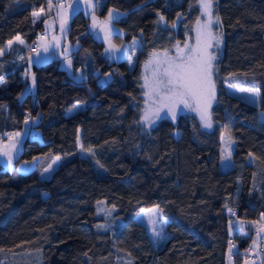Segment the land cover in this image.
Listing matches in <instances>:
<instances>
[{
  "label": "trees",
  "instance_id": "16d2710c",
  "mask_svg": "<svg viewBox=\"0 0 264 264\" xmlns=\"http://www.w3.org/2000/svg\"><path fill=\"white\" fill-rule=\"evenodd\" d=\"M57 3L0 0V49L16 36L25 43L17 54L29 49ZM111 7L124 12L113 20L122 29L115 38L139 40L131 66L104 55L103 41L88 31L89 15L82 9L67 31L80 44L72 59L82 80L53 57L30 66L36 89L24 92L26 65L9 56L0 63V138L37 116L41 137L26 135L18 160L45 156L24 173L0 167V261L227 264L234 244L240 264L253 236L231 232L229 218L235 212L250 223L264 213V0H214L223 39L212 48L218 71L211 128L191 111L152 126L141 121L145 61L186 40L200 17V0H104L99 14ZM41 9L39 18L32 15ZM108 72L111 78L99 82ZM225 82L256 88L258 104L230 94ZM225 131L234 146L231 166L222 169ZM66 153L71 154L50 176L41 177L50 156ZM155 205L166 223L152 240L150 227L136 215Z\"/></svg>",
  "mask_w": 264,
  "mask_h": 264
},
{
  "label": "snow or ice",
  "instance_id": "6c2138e0",
  "mask_svg": "<svg viewBox=\"0 0 264 264\" xmlns=\"http://www.w3.org/2000/svg\"><path fill=\"white\" fill-rule=\"evenodd\" d=\"M77 2V0H74ZM101 0H96L97 5H99ZM214 0H201V8L203 9V14L208 17V20L201 25L200 22H197L196 28V45L190 46L185 43L184 48L181 49L179 47V42L173 47L176 48V55L170 56L168 55V50L165 49L163 54L159 52H152L149 54V59L145 61L144 67L147 70H151V76L145 75L143 77L144 84L142 87L147 89L144 92V96L147 97L145 99L144 110L141 116V121L144 122L148 126H152L156 120L161 119V113H164L165 116L171 117L172 120L176 119L177 109L182 105L183 108H191L197 111L200 115V119L203 122V126L205 128L212 127L211 115L208 112L209 107L211 106V101L215 98V81L213 80L214 72L218 71V69L214 68L213 61L216 60L215 55L210 53L208 49L213 46V42L215 46L218 48L222 43L223 39V31H222V21L218 15L213 16L214 12ZM51 3L49 4V8H51ZM69 8H72V4L70 3ZM64 5H60L61 11L57 12L58 16H62V10ZM43 13V9L41 12H34L32 15L36 18H39ZM122 15L118 10L109 9L107 21L109 24L113 20L119 18ZM95 17L93 20L95 21ZM160 20L163 21L164 17L160 16ZM67 23L66 18H62L60 28L61 32L65 31V25ZM215 24L221 30L215 33H212L211 28ZM95 26V25H94ZM175 27V24H173ZM111 29H109V33ZM17 42L19 44H23L24 41L16 36L14 40L8 41V47H11L13 42ZM55 47H59V40L57 37H52V42L43 47L44 52H48L49 48L52 45ZM135 44V41H133ZM114 46L111 44L109 48L106 49V52L113 51ZM67 49H65V53H67ZM116 51H120V49H116ZM0 55H3V50L0 49ZM39 56V53H37ZM23 59V57H21ZM31 60V57H29ZM129 62H131V57L128 58ZM67 64L69 68L71 67V59L66 56ZM27 75V74H26ZM229 75H234L233 73H229ZM247 75V74H245ZM83 74L79 79H83ZM2 79V78H0ZM33 86L35 85V76L32 77ZM241 92H247L252 94V98H255L259 95L256 89H240ZM131 95V93H129ZM135 99V98H133ZM35 119V118H33ZM25 124L29 123V120L26 119L24 121ZM19 135V134H14ZM8 150L2 151V154L7 156L8 163L10 164L13 160V154L16 150V143H12L10 146H5ZM90 151V150H89ZM251 155V154H250ZM231 154L227 157H223L224 160H230ZM36 157H33V160H36ZM61 160V157L56 156L52 162L48 165L47 168L44 169V173L51 172L54 169V165L57 164L58 161ZM30 163L29 161H25V164ZM158 211H160L158 209ZM261 219L264 220V213L261 214ZM149 223L153 224V231L155 235L158 237L161 235L163 229L160 232L155 231V221L149 220ZM255 224L256 222H252ZM233 226L230 222V227ZM97 227H105L104 225H97ZM245 224L241 222L240 231L244 233ZM255 231L258 236L264 233V224H258L255 227ZM247 234V233H244ZM234 245L229 246V255H232V249ZM4 249H0V252H3ZM11 251V250H9ZM130 255V254H129ZM0 264H4L3 261H0ZM128 264H131L129 261Z\"/></svg>",
  "mask_w": 264,
  "mask_h": 264
},
{
  "label": "rangeland",
  "instance_id": "374dc122",
  "mask_svg": "<svg viewBox=\"0 0 264 264\" xmlns=\"http://www.w3.org/2000/svg\"><path fill=\"white\" fill-rule=\"evenodd\" d=\"M82 7L85 9V11L87 12V14L89 15V19H88V31H90L94 37L101 39L103 41V45H104V55L109 59V60H121V59H126L129 66H131L133 64L134 61V56L136 51L139 49L140 45H139V40L138 38H134L131 41H126V40H121L119 41L118 39L115 38V34H122V29L116 25V23H114V21L111 22V24L108 23L107 21V17H108V12L105 16H101L99 14V9L102 7V4L104 3V0H101L100 4L97 5L96 0H77ZM57 6H60V4L57 3ZM200 7H201V0H200ZM110 9L113 10H118L121 14H123L124 12L120 9L117 8H113L111 7ZM121 16V15H120ZM119 16V17H120ZM213 16L214 12H213ZM93 17H95V21L93 20ZM208 20V17L206 15L203 14V9L201 8V14L199 19L196 21V23L193 26V30L192 33L186 38V40L183 43L179 44V47L181 49L184 48L185 43L189 44L190 46H195L196 45V28H197V22L199 21L201 25H203L206 21ZM95 25V26H94ZM109 29H111V32L109 33ZM212 33H215L217 31H219L218 27L213 24L212 28H211ZM48 36L46 37V43L52 42V37L55 36L58 38L59 40V47H57V56L61 57V65L65 68H67L69 70L70 73H72V67L68 68V64H67V60H66V56L68 58H70L69 56L72 54L73 51L76 50L77 47H80L79 42H71L68 38L64 37V35L62 34H55V32L50 28L48 30H46ZM133 41H135V44H133ZM43 39H41V43L42 44ZM45 43V42H44ZM114 46L113 51L111 52H106L105 50L109 48V45ZM28 46V44H27ZM43 47L44 45L40 46L38 50L36 51H31L30 49L26 50V57L27 60L30 62H37V63H41V59L42 61H46V59L50 56L51 54V49L48 52H44L43 51ZM215 47V44L213 42V46L210 47L208 49V51L210 53H212V48ZM65 49H67V53H65ZM116 49H120V51H116ZM155 52H159L161 54H163V51H155ZM37 53H39V56H37ZM168 55L170 56H175L176 55V48H174L172 51L168 50ZM29 57H31V60L29 59ZM129 57H131V62H129ZM71 59V58H70ZM149 59V57H148ZM147 59V60H148ZM146 60V61H147ZM72 65V63H71ZM78 74H80L81 76V72L79 71ZM33 75L35 76L34 72L29 69L28 71V78H29V84H33L32 81V77ZM145 75H148L149 77L151 76V70H147L144 67V73H143V77ZM78 76V75H77ZM76 76V77H77ZM80 76H78L77 78H79ZM111 78V74L110 72L103 74L99 77V82L104 83L106 81H108ZM143 84H144V79H143ZM36 87V77H35V86ZM225 87L226 90L232 94L235 95L239 98H242L246 101H249L251 103L254 104H258L259 102V95L256 96L255 98H252V94L251 93H247V92H241L240 89L244 88V89H256V88H249L246 86H232L230 85L228 82H225ZM257 90V89H256ZM147 91V89H145L143 87V110L145 107L144 101L145 99H147V97L144 96V92ZM258 91V90H257ZM259 93V91H258ZM214 100V99H213ZM213 100L211 101V104L213 102ZM80 107V106H79ZM210 108L208 109V112L210 113ZM183 111H191L194 112L198 115V117L200 118V115L197 111H195L194 109L191 108H183V106L181 105L179 109H177V115L180 112ZM162 117H170L169 116H165L164 113H161ZM171 118V117H170ZM261 121H264V114H261ZM157 121V120H156ZM155 121V122H156ZM221 145H222V151H221V168L222 169H226L227 167H230L232 164L231 161V156H230V160H224L222 159L223 157H227L229 155V153L231 154L232 148L234 146V142L233 139L231 137V135L229 134V132L225 131L222 135V139H221ZM2 152V151H0ZM90 153V151H89ZM71 153H66V154H55L52 156V158L49 159V161L47 162L46 166L48 167V165L52 162V160L56 157L59 156L61 157V160L57 162L56 165H54V169L62 162L64 161L63 158H68L70 156ZM36 160L30 159V160H20L18 164L14 165V163H8L7 159L3 158V155L0 153V160L2 161L1 167L2 168H16L15 172L16 173H24L27 172L29 170H31L32 168L35 167L36 162L38 160V158H40V156H36ZM25 161H29L30 163L25 164ZM230 165V166H229ZM46 167V168H47ZM53 169V170H54ZM104 170V169H103ZM52 173L48 172V173H44V170L42 171L41 177H48L50 176ZM104 204V200H100L98 202V205H102ZM102 211L106 214V216L109 215L110 211H107V209L102 206ZM159 207L158 206H152L146 209L141 210L137 215H136V219L140 222H143L144 224L148 225L149 228V233L150 236L152 238V240H155L156 235L155 232L153 231V224L149 223V220H153L155 221V231L158 232V230L161 228L162 225H164L166 222L165 220L162 218L160 211H158ZM160 210V209H159ZM110 219V216H108ZM242 222V221H240ZM241 224V223H240ZM240 227V225H239Z\"/></svg>",
  "mask_w": 264,
  "mask_h": 264
},
{
  "label": "crops",
  "instance_id": "0c3cea01",
  "mask_svg": "<svg viewBox=\"0 0 264 264\" xmlns=\"http://www.w3.org/2000/svg\"><path fill=\"white\" fill-rule=\"evenodd\" d=\"M70 3L72 4V8L68 7ZM78 9H82L85 11V9L82 7V5L78 1L74 2V0H72L71 2L64 5V8L62 10V16H58L57 12L61 11V9H60V6H57L54 13L47 16L43 21L44 22L43 32L45 35L40 38V43H41V39H43V42H42V44H40V46L41 45L45 46V45H48L50 43V42L46 43V37L48 36L46 30H48L50 28L55 32V34H57V35L62 34V35H64V37L67 38V31H68L69 26H70V21H71L72 15ZM62 18L67 19V23L65 25V31L63 33L61 32V28H60ZM12 40H14V38ZM21 46L22 47L25 46V43L19 44V43L14 41L11 47H8V43H7L6 46L2 49L3 55H0V63L3 60H6V58L9 56L11 61H16L17 64L22 63V64L26 65L25 71L22 72V77L25 80L24 92L29 91V92L34 93L36 87H34L35 85L33 86V84H29L28 71L30 69V66L33 63H37V62H30L29 63V61L27 60V57H26V50H24L23 52H19V54H17V52L21 48ZM50 49H51V54L46 59V61L50 60L53 57H56V58H60V63H61L62 62L61 57H58L56 55L57 54V47H55V45L53 44L52 47H50ZM77 49H79V47H77L76 50ZM21 57H23V59H21ZM69 57L71 58V61H72V65H71L72 73L71 74H74V76H77V75L80 76V74H78V72L80 71L82 73L81 67L74 68L73 67L72 54ZM42 59H41V63H43ZM46 61H44V62H46ZM68 68H69V66H68ZM0 78H2V75H0ZM2 82H3V79H0V87L3 84ZM33 118H35V119H33ZM27 119L29 120V123L28 124L23 123V126L21 129L11 131V132L7 133V135L5 137L0 138V149H2L3 151L8 150L5 146H10L14 142L16 143V150L13 154V160L11 162V163H14V165L19 163L18 158H19V155L22 151V145H23L22 142H23L24 137L26 135H29V136L35 137V138L41 137L39 129L36 128V124L39 121V117L35 116L32 118H27ZM14 134H19V135H14ZM0 153L2 154V152H0ZM52 156H50L48 158V161L50 158H52ZM3 158L8 160L7 156H5V155H3ZM44 158H45V156L42 158L41 157L38 158V160L44 159ZM1 164H2V161L0 160V167H1ZM46 164L41 168L40 175L42 174V171L47 167ZM6 169L16 170V168H6ZM252 222H256V223L253 224ZM240 223H241L240 221L237 223L238 232H240L241 234H244V233L252 234V236H253L252 239L250 240L249 246L246 249H243L241 251L243 253L242 254L243 258H242V261L240 264H255L258 260H260L261 257L264 258V247H262V244H264V233H262L260 236H258L256 231H255V227L258 224H264V220H262L260 217L259 220L251 221L250 223L243 222L245 224L244 233H242L240 231V227H239ZM247 234H244V235H247ZM231 245H234V244H231ZM234 252H235V246L232 249V255L230 256L229 252L227 254V264H236L235 260H234Z\"/></svg>",
  "mask_w": 264,
  "mask_h": 264
},
{
  "label": "built area",
  "instance_id": "2783aa9c",
  "mask_svg": "<svg viewBox=\"0 0 264 264\" xmlns=\"http://www.w3.org/2000/svg\"><path fill=\"white\" fill-rule=\"evenodd\" d=\"M72 0H58V4L60 5H66L67 3L71 2ZM44 32H40L38 34V36L29 44V49L31 51H36L39 49L40 47V38L42 36H44ZM229 228H230V231L233 232L234 230H236L237 228V223L239 222V219L237 217V214L234 212L230 218H229ZM230 222L233 226L230 227ZM228 241L229 243H234V236L231 235L229 238H228ZM262 247H264V244H262ZM255 264H264V258L261 257L260 260H258Z\"/></svg>",
  "mask_w": 264,
  "mask_h": 264
}]
</instances>
